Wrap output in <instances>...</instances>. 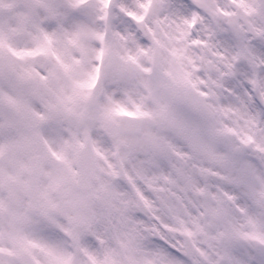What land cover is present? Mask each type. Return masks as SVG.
<instances>
[{
    "label": "snow or ice",
    "instance_id": "1",
    "mask_svg": "<svg viewBox=\"0 0 264 264\" xmlns=\"http://www.w3.org/2000/svg\"><path fill=\"white\" fill-rule=\"evenodd\" d=\"M0 264H264V0H0Z\"/></svg>",
    "mask_w": 264,
    "mask_h": 264
}]
</instances>
